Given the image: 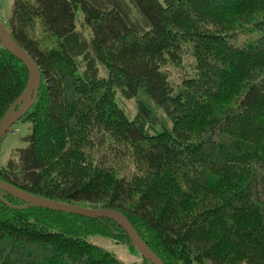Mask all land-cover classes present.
<instances>
[{"label":"trees","instance_id":"1","mask_svg":"<svg viewBox=\"0 0 264 264\" xmlns=\"http://www.w3.org/2000/svg\"><path fill=\"white\" fill-rule=\"evenodd\" d=\"M7 28L41 85L0 181L123 213L164 264H264V0H14ZM28 78L0 47V122ZM95 237L135 251L108 219L0 200V264H124Z\"/></svg>","mask_w":264,"mask_h":264},{"label":"water","instance_id":"2","mask_svg":"<svg viewBox=\"0 0 264 264\" xmlns=\"http://www.w3.org/2000/svg\"><path fill=\"white\" fill-rule=\"evenodd\" d=\"M0 47L16 57L28 70L29 78L22 96L15 102L0 122V142L35 105L40 91L41 73L36 62L12 38L6 25L0 20ZM5 195L18 199L24 206L14 207L4 200ZM0 200L16 210L43 208L62 213H70L89 219H108L117 224L128 236L132 247L135 248L147 264H164L163 261L144 243L139 233L129 219L121 212L106 209H91L78 205H69L47 200L16 189L0 181Z\"/></svg>","mask_w":264,"mask_h":264},{"label":"rangeland","instance_id":"3","mask_svg":"<svg viewBox=\"0 0 264 264\" xmlns=\"http://www.w3.org/2000/svg\"><path fill=\"white\" fill-rule=\"evenodd\" d=\"M13 3L14 0H0V18L3 20V23L6 25V27H8V20L12 15ZM187 54H185V59L183 60H186L185 65L187 66V68L177 74L178 79H182V76L190 71L191 65L193 64L192 61L187 59ZM119 101H121V99H119ZM122 103L124 104V108L131 113L132 117H134L136 113L135 102L122 101ZM28 128L29 126L27 123L18 122L4 136V138L0 142V167H4L6 165L11 153H13L19 148H23L26 146V143H24L23 138L29 132ZM102 153V156H106L107 162H104L106 163V166L114 165L113 167L116 166L115 169L119 172L120 170H128L125 172V175H119L121 178L130 181L133 175L137 173V169L134 163H132L133 165L130 164L128 160L120 158V156H118L117 154L115 155L113 151L103 150ZM122 174H124V172H122ZM81 207L89 208L90 205ZM91 241H93V244L95 243L97 246L105 249L106 251L114 255L118 260H120L124 264H141L143 261L142 256L139 254V252L136 249L135 251H133L130 248L129 244L119 243L115 240L104 239L102 237H95Z\"/></svg>","mask_w":264,"mask_h":264},{"label":"bare ground","instance_id":"4","mask_svg":"<svg viewBox=\"0 0 264 264\" xmlns=\"http://www.w3.org/2000/svg\"><path fill=\"white\" fill-rule=\"evenodd\" d=\"M8 29V28H7ZM43 209V208H42Z\"/></svg>","mask_w":264,"mask_h":264}]
</instances>
